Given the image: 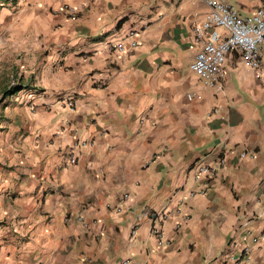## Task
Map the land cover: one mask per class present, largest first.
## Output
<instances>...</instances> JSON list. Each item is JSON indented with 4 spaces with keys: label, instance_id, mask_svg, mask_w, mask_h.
Masks as SVG:
<instances>
[{
    "label": "crops",
    "instance_id": "1",
    "mask_svg": "<svg viewBox=\"0 0 264 264\" xmlns=\"http://www.w3.org/2000/svg\"><path fill=\"white\" fill-rule=\"evenodd\" d=\"M4 2L10 78L26 89L0 123V264H233L264 229V56L257 73L228 54L221 90L204 89L189 70L202 0ZM131 31L135 48L108 50ZM174 209L189 220L162 223L159 246L152 221Z\"/></svg>",
    "mask_w": 264,
    "mask_h": 264
},
{
    "label": "built area",
    "instance_id": "2",
    "mask_svg": "<svg viewBox=\"0 0 264 264\" xmlns=\"http://www.w3.org/2000/svg\"><path fill=\"white\" fill-rule=\"evenodd\" d=\"M207 6V12L200 23L193 30V42L198 47L189 70L198 78L204 89L221 90V81L224 77V64L226 56L230 53H238L244 66L252 71L260 72L263 66L264 56V6L257 8L252 14L242 16L231 5L220 0H202ZM61 11L71 21L76 20L77 9L64 4ZM136 33L131 31L126 39L127 44H108L110 51L124 52L137 46ZM192 95H188L190 100ZM66 106L72 110L74 103L72 99L66 100ZM78 143L75 144L77 146ZM84 145V144H83ZM246 152L240 153V158L245 159ZM74 164L75 159L71 158ZM226 160L218 158L215 162L199 165L196 167L193 180L195 183L203 179H210L220 169L226 168ZM202 191H190L184 199L193 198ZM264 195V190L263 193ZM180 202H183V200ZM181 215L182 223L189 220L188 215L182 214L180 209L158 212L150 229V234L155 237L159 246L168 244L163 238L161 230L162 223L169 217ZM264 215V210L258 214ZM180 225H177V228ZM136 227L131 230L134 237ZM264 241V229L255 235H249L248 240L242 245L238 257H232L233 264H249L252 248Z\"/></svg>",
    "mask_w": 264,
    "mask_h": 264
},
{
    "label": "rangeland",
    "instance_id": "3",
    "mask_svg": "<svg viewBox=\"0 0 264 264\" xmlns=\"http://www.w3.org/2000/svg\"><path fill=\"white\" fill-rule=\"evenodd\" d=\"M6 4L7 3H5L4 0H0V123L2 122V119L5 118V113L7 112L6 108L10 109L13 106L18 105L17 102L12 100L11 102H8L9 105L7 107V100L10 97H5L4 92L9 90L11 87H18L17 91L26 89V86H23L21 82L16 80V78H10L11 71L8 66L12 61V57L9 56L7 52L8 46L6 45V39L9 36L4 28V22L6 21L2 18L4 13L3 9L8 8ZM0 132H2L1 129Z\"/></svg>",
    "mask_w": 264,
    "mask_h": 264
},
{
    "label": "trees",
    "instance_id": "4",
    "mask_svg": "<svg viewBox=\"0 0 264 264\" xmlns=\"http://www.w3.org/2000/svg\"><path fill=\"white\" fill-rule=\"evenodd\" d=\"M17 0H10L12 4H15ZM18 87H11L9 90L4 92L5 97H8L10 95H13L17 92Z\"/></svg>",
    "mask_w": 264,
    "mask_h": 264
}]
</instances>
